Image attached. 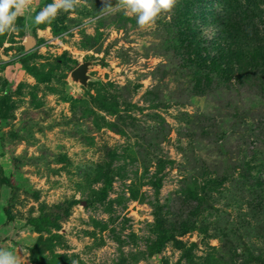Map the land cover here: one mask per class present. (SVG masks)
Returning <instances> with one entry per match:
<instances>
[{
    "label": "rangeland",
    "instance_id": "obj_1",
    "mask_svg": "<svg viewBox=\"0 0 264 264\" xmlns=\"http://www.w3.org/2000/svg\"><path fill=\"white\" fill-rule=\"evenodd\" d=\"M246 1L178 0L142 28L74 0L25 51L19 18L53 2L27 0L0 34V249L20 264H264V100L194 90L185 67L216 52L234 2L264 39V0ZM83 62L86 87L70 80Z\"/></svg>",
    "mask_w": 264,
    "mask_h": 264
},
{
    "label": "trees",
    "instance_id": "obj_2",
    "mask_svg": "<svg viewBox=\"0 0 264 264\" xmlns=\"http://www.w3.org/2000/svg\"><path fill=\"white\" fill-rule=\"evenodd\" d=\"M246 2L252 8L250 0ZM244 4L234 2L228 9L230 13L224 19L219 20L224 21L227 25L221 41L214 43L212 47V50L216 52L210 53L206 61L203 59L193 62V60L185 66L193 72L194 90L205 92L209 87L212 91L227 89L230 92L237 88L264 100V39L254 30L251 32L252 35L246 30L250 29V25L253 23H250V20H245L248 9ZM34 17V14H29L28 17L19 18L20 22L25 24L27 34H33L34 27L38 25L34 22ZM219 21L217 23L223 25ZM193 39L189 40L190 44ZM193 41L195 42V40ZM194 52L197 57L200 50L197 49ZM257 112L255 131L252 130L255 136L252 143L264 144V112L260 109Z\"/></svg>",
    "mask_w": 264,
    "mask_h": 264
},
{
    "label": "clouds",
    "instance_id": "obj_3",
    "mask_svg": "<svg viewBox=\"0 0 264 264\" xmlns=\"http://www.w3.org/2000/svg\"><path fill=\"white\" fill-rule=\"evenodd\" d=\"M104 7L100 12L104 15L112 14L118 9H124L125 14L135 17L136 23L142 28L152 27L158 17L171 11L178 0H102ZM27 6V0H0V34L11 33L16 30V19ZM74 0H53L45 5L34 17L37 24L51 23L62 10L74 11ZM0 264H20V258L13 252L0 249Z\"/></svg>",
    "mask_w": 264,
    "mask_h": 264
},
{
    "label": "water",
    "instance_id": "obj_4",
    "mask_svg": "<svg viewBox=\"0 0 264 264\" xmlns=\"http://www.w3.org/2000/svg\"><path fill=\"white\" fill-rule=\"evenodd\" d=\"M36 44V37L33 34H28L24 40L23 48L25 51L31 50ZM91 62H83L75 67L70 73V80L74 83L86 87L90 77L88 76V67Z\"/></svg>",
    "mask_w": 264,
    "mask_h": 264
}]
</instances>
